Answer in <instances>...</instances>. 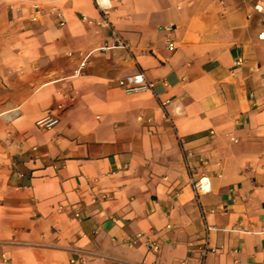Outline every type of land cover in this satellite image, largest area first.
Wrapping results in <instances>:
<instances>
[{"label": "crops", "instance_id": "obj_1", "mask_svg": "<svg viewBox=\"0 0 264 264\" xmlns=\"http://www.w3.org/2000/svg\"><path fill=\"white\" fill-rule=\"evenodd\" d=\"M113 4L0 0V264H264V0Z\"/></svg>", "mask_w": 264, "mask_h": 264}, {"label": "built area", "instance_id": "obj_2", "mask_svg": "<svg viewBox=\"0 0 264 264\" xmlns=\"http://www.w3.org/2000/svg\"><path fill=\"white\" fill-rule=\"evenodd\" d=\"M95 3V6L100 14V25L103 28L107 29H113V25L110 21V14L114 9L113 1L118 0H93ZM255 10L259 13H263V8L261 6H256ZM53 13L58 18L59 26L62 27L65 25V20L63 19L62 15L57 12L56 10H53ZM44 16V14L40 11L36 12L35 15L32 17V20L36 21L40 17ZM172 29V27H170ZM114 35V40L112 43H105L101 47V52H108L114 49H123V50H130L129 44L120 36V35ZM259 40L264 41V31H262L259 34ZM168 49L169 51L175 50V44L173 41L168 42ZM88 57L83 56L82 62L80 63L79 69L75 71V75H80L83 72V69L86 67L88 62ZM242 60L238 61V64L241 63ZM120 86L126 88V91L128 92H137V91H153L154 84L148 82L143 73H139L137 75L126 77L125 79H122L120 81ZM154 96L160 101L161 109L163 110L164 117L168 119L166 108L171 104L170 99L162 100L161 95L158 93H154ZM66 99L68 98L67 95L64 96ZM66 110V106L64 104H60L57 107V113L49 114L42 119L38 120L36 123V126L39 130L48 131L60 124V117L61 114ZM148 122L151 123L149 120ZM194 189L196 193H202L207 194L211 192V182L208 177H201L195 184ZM79 217V215H77ZM208 231L212 230L213 227L208 226ZM140 240H145V244L148 248V250L159 253L160 252V244L157 240L153 239L151 235L147 234H138L137 237L130 241V245H136ZM199 252L201 256L200 264H206V257L210 253H214L215 250L211 248L208 244V241L205 240L204 243H202L199 247Z\"/></svg>", "mask_w": 264, "mask_h": 264}]
</instances>
